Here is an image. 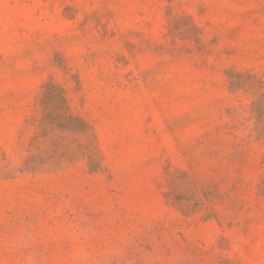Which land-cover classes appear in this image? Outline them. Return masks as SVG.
Returning <instances> with one entry per match:
<instances>
[{
    "label": "rangeland",
    "instance_id": "374dc122",
    "mask_svg": "<svg viewBox=\"0 0 264 264\" xmlns=\"http://www.w3.org/2000/svg\"><path fill=\"white\" fill-rule=\"evenodd\" d=\"M0 264H264V0H0Z\"/></svg>",
    "mask_w": 264,
    "mask_h": 264
}]
</instances>
